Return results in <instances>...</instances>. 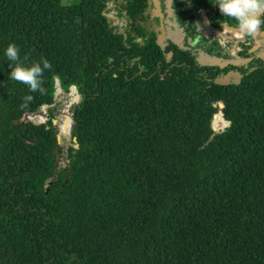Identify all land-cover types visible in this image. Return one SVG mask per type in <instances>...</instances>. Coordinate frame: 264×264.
<instances>
[{"label": "trees", "instance_id": "16d2710c", "mask_svg": "<svg viewBox=\"0 0 264 264\" xmlns=\"http://www.w3.org/2000/svg\"><path fill=\"white\" fill-rule=\"evenodd\" d=\"M109 1L0 0V264H264V47L200 36L195 0H167L165 36L152 0H123L124 37ZM207 18L236 27L218 6ZM9 43L51 63L44 94L9 79ZM56 80L79 100L54 179Z\"/></svg>", "mask_w": 264, "mask_h": 264}, {"label": "clouds", "instance_id": "9594fccd", "mask_svg": "<svg viewBox=\"0 0 264 264\" xmlns=\"http://www.w3.org/2000/svg\"><path fill=\"white\" fill-rule=\"evenodd\" d=\"M220 13L236 21L237 32L240 35L255 37L261 26H264V0H215L214 2ZM19 48L14 43H9L5 49V56L12 63L9 79L28 86L31 92L44 94L43 73L51 69V63L41 57L39 63L26 65L20 59ZM25 104L33 99L32 96H26Z\"/></svg>", "mask_w": 264, "mask_h": 264}, {"label": "rangeland", "instance_id": "374dc122", "mask_svg": "<svg viewBox=\"0 0 264 264\" xmlns=\"http://www.w3.org/2000/svg\"><path fill=\"white\" fill-rule=\"evenodd\" d=\"M201 0H195L193 1L196 3L199 8L194 11L195 19L199 21L200 24H202L205 20L203 18L204 14L208 11L209 9L213 6H217L214 2L215 0H208V4L206 7H203V5L200 3ZM63 4H74L78 2V0H61ZM160 6H161V11L163 12V25L165 28V33L162 36L166 35V31L169 33L173 29H175L173 21L170 17V14L167 9V0H159ZM152 11V9H151ZM106 15L111 19V25L114 27V30L122 33L124 37H127L131 35V26L127 20V17L125 15V10L123 7V0H110L107 4L106 7ZM159 25V22H156L154 19H150L148 21V27L151 30H155L156 27ZM232 54V53H231ZM79 98V94L77 92V89L75 86H70L69 91L64 92L59 85H57L56 90H55V102L56 103H61L62 107L58 112L57 120L59 124V130L58 133L62 130L64 131L65 129L62 127L61 129V124L63 123V120L65 119V114L60 112L63 110H70V107L73 106ZM221 101L214 102L215 104H220ZM50 106L48 105H43L41 109L39 110L40 113L42 112H48V108ZM221 112H222V107H221ZM44 115H39V118L41 120L44 119ZM212 115H208V126L212 121ZM72 123V121H71ZM227 124V122H226ZM207 126V128H208ZM226 126V125H225ZM224 126V127H225ZM223 127V128H224ZM71 128V126H70ZM70 128L66 129V133L70 134ZM223 128L221 130H223ZM219 130V131H221ZM218 131V132H219ZM217 133V132H216ZM215 133V134H216ZM60 143L63 145V153L59 156L58 161H57V170L56 173L53 175L52 178H57L60 176L63 170H65L71 163L72 161L75 160L76 158V146L73 145L72 143L66 145L67 139L66 137H63L61 135H58Z\"/></svg>", "mask_w": 264, "mask_h": 264}, {"label": "built area", "instance_id": "2783aa9c", "mask_svg": "<svg viewBox=\"0 0 264 264\" xmlns=\"http://www.w3.org/2000/svg\"><path fill=\"white\" fill-rule=\"evenodd\" d=\"M207 4L208 2L203 5V7H206ZM215 7L217 6H213L210 9H214ZM207 13L208 11L203 16L205 21L202 24L196 19L200 36H205L209 40H216L221 47L229 50L232 54H236L241 50L242 46L240 43L252 45V47L256 44H258V47H264V26H261L255 37L246 38V35L238 34L237 28L235 31H231L225 27L215 28L210 26V24L207 23ZM262 19H264V17H262Z\"/></svg>", "mask_w": 264, "mask_h": 264}, {"label": "water", "instance_id": "95a60500", "mask_svg": "<svg viewBox=\"0 0 264 264\" xmlns=\"http://www.w3.org/2000/svg\"><path fill=\"white\" fill-rule=\"evenodd\" d=\"M151 9H152V12H153L154 16L157 17V18L159 19V25L157 26V28L161 31V34L164 35V33H165V28H164V25H163V12L161 11V6H160V2H159V0H152V7H151ZM207 23H209L208 18H207ZM220 26H221V27H225V28H227V29H230L231 31H235V30H236V27L228 26V25H225L224 23H221ZM257 47H258V44L254 45V46L251 48V51H253V50L256 49ZM56 81H57V80H56ZM217 81H219V82H223V83H226V82L229 81V76H228V75H225V76L219 77V78H217ZM56 83H57V85H58V81H57ZM54 98H55V94H54ZM78 100H79V98H78ZM78 100H77V101H78ZM76 103H77V102H76ZM76 103H75V104H76ZM75 104H74V105H75ZM222 106H223V103L221 102V107H222ZM60 112H62V113L65 112L64 114L67 115V116H69V117L71 118V121H72V114H71V111H70V110H63V111H60ZM23 113H28V114H30V118H29V119L34 118L36 122H40V121H41V119L39 118V115H44L45 117H46V115H47L46 112H42V113H40L39 111H37V112H35V113H30L28 110H23V111H21V113H20L19 119H20V117L22 116ZM45 117H44V119H45ZM223 118H224V117H223ZM44 119H43V120H44ZM64 122H65V119L63 120V123H64ZM226 122H227V124H226V126H227V125L229 124V121L226 120ZM70 126H71V124H70ZM58 135H61V136H63V137H66V139H67V143H66V145L72 143V141H75V137H71V135H69L68 133H65V132L60 131V132L58 133ZM74 145L77 147V144H74ZM19 152H20V146H19ZM48 184H50V182H48Z\"/></svg>", "mask_w": 264, "mask_h": 264}]
</instances>
